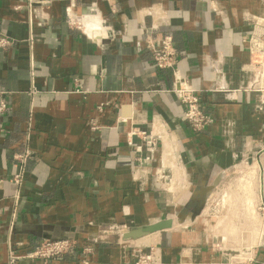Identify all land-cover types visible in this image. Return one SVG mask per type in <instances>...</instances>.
I'll return each mask as SVG.
<instances>
[{"label": "crops", "instance_id": "0c3cea01", "mask_svg": "<svg viewBox=\"0 0 264 264\" xmlns=\"http://www.w3.org/2000/svg\"><path fill=\"white\" fill-rule=\"evenodd\" d=\"M263 18L264 0H0V37L12 41L0 48V264H11V251L15 264H42L24 257L63 239L80 251L50 264H84L90 247L88 264H133L134 243L157 245L160 264H238L213 238L207 211L243 159L263 160L264 106L255 93L231 101L217 89L245 85L246 40ZM150 35L173 37L177 72L214 118L205 131L184 121L174 71L155 66ZM140 132L160 146L144 171ZM25 153L16 203L12 178ZM202 189L192 220L185 207ZM165 219L171 230L124 239Z\"/></svg>", "mask_w": 264, "mask_h": 264}, {"label": "built area", "instance_id": "2783aa9c", "mask_svg": "<svg viewBox=\"0 0 264 264\" xmlns=\"http://www.w3.org/2000/svg\"><path fill=\"white\" fill-rule=\"evenodd\" d=\"M68 25L79 31L83 30V21L78 20L75 16L68 13ZM103 32H96L90 35L92 41H98L103 36ZM11 40L6 37H0V48H7L11 44ZM147 49L153 53V62L158 69L161 70H173L174 71V85L172 92L176 95L178 100L184 105V121L195 132H203L208 129L213 121V116L208 113L203 104L198 91L177 72L178 52L174 44L172 36L166 35L161 39L150 35L145 40ZM246 47L250 55V61L243 68V72L246 74L247 81L243 87L238 90L230 89L226 84H221L218 87V91L225 94L228 100H236L239 92L245 91L249 93H255L259 96L260 104L264 106V18L261 23L252 30L249 38L246 40ZM6 108V105H2L0 113ZM134 135L142 139V144L137 146L136 149L139 154H146L138 159V171H144L146 164L152 162L153 157L159 150V139L147 132L133 133ZM30 159V154L25 153L16 157V168L18 172L13 176L12 183L18 188L15 195L16 203L20 199L19 188L22 186L24 179V170ZM255 164V163H254ZM254 165L245 161V169H250ZM186 179V175H184ZM156 180L165 183H170L169 179L165 176V173L156 171ZM218 192V191H217ZM207 199V198H206ZM262 206V204H261ZM202 213V212H201ZM201 215V214H200ZM264 247V243L262 245ZM249 248V247H248ZM264 249V248H262ZM245 250V249H244ZM248 250L254 257L249 259L233 257V260L238 264H252L256 260V253L260 250L257 247H252ZM80 251L77 241L72 239L63 240H46L43 241L40 246L31 254H28L24 258L37 259L42 264H50L51 261L60 259L66 256H76ZM264 251V250H263ZM93 252V249H82V256L84 257V264H88L87 257ZM133 264H160V252L157 245H138L133 244ZM20 257L15 255L14 252L10 253V263L15 264ZM248 260V261H247Z\"/></svg>", "mask_w": 264, "mask_h": 264}, {"label": "rangeland", "instance_id": "374dc122", "mask_svg": "<svg viewBox=\"0 0 264 264\" xmlns=\"http://www.w3.org/2000/svg\"><path fill=\"white\" fill-rule=\"evenodd\" d=\"M245 161L254 166L245 169ZM259 161L243 159L221 185L207 212L213 218V238L219 246L234 249L236 252L232 253L241 261L254 257L246 249L257 247L260 250L257 264H264V158ZM198 207L200 203L195 201L185 210L194 211Z\"/></svg>", "mask_w": 264, "mask_h": 264}, {"label": "water", "instance_id": "95a60500", "mask_svg": "<svg viewBox=\"0 0 264 264\" xmlns=\"http://www.w3.org/2000/svg\"><path fill=\"white\" fill-rule=\"evenodd\" d=\"M207 192L208 191H206L205 189H202L199 192L198 196L199 198H201V200L198 199V202L200 203V207L194 210L192 214L190 215V218L192 220H195L201 214V211L203 210L205 206ZM172 228H173V220L165 219L153 225H148L142 228L132 230L124 236V239L125 240H130V239L136 240V239L145 237L146 235L153 234V233H160L163 231L171 230Z\"/></svg>", "mask_w": 264, "mask_h": 264}, {"label": "bare ground", "instance_id": "6f19581e", "mask_svg": "<svg viewBox=\"0 0 264 264\" xmlns=\"http://www.w3.org/2000/svg\"><path fill=\"white\" fill-rule=\"evenodd\" d=\"M92 13V12H91ZM91 15V14H90ZM93 15V14H92ZM88 18V17H87ZM97 21H98V19H97ZM88 23V22H87ZM86 25V24H85ZM92 25V24H91ZM97 25V24H96ZM98 27V26H97ZM94 29V28H93ZM97 30V29H96ZM98 31V30H97ZM102 31V30H101ZM90 32V31H89ZM93 32V31H92Z\"/></svg>", "mask_w": 264, "mask_h": 264}]
</instances>
